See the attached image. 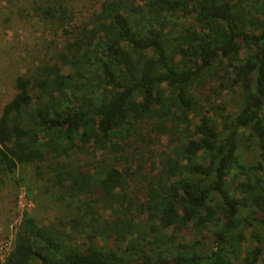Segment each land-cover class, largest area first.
Masks as SVG:
<instances>
[{"label": "trees", "instance_id": "trees-1", "mask_svg": "<svg viewBox=\"0 0 264 264\" xmlns=\"http://www.w3.org/2000/svg\"><path fill=\"white\" fill-rule=\"evenodd\" d=\"M53 1L58 18L38 11L63 26ZM94 18L1 110L0 177L47 163L77 212L24 214L1 264H258L264 0H105Z\"/></svg>", "mask_w": 264, "mask_h": 264}, {"label": "rangeland", "instance_id": "rangeland-1", "mask_svg": "<svg viewBox=\"0 0 264 264\" xmlns=\"http://www.w3.org/2000/svg\"><path fill=\"white\" fill-rule=\"evenodd\" d=\"M104 1L59 0V6L66 9L62 26L57 20H45L38 11L54 6L58 18L61 12L53 0H0V113L15 94L16 78H38L39 68L56 63V53L69 38L71 40L63 29L76 32L83 24L91 23ZM63 73L68 70L64 69ZM207 94L203 92L204 96ZM210 101L222 103L227 112L235 109L239 102L237 95L225 93L210 95ZM207 109L205 105V116L215 117ZM196 120L191 121L196 124ZM254 154L243 148L241 156L244 162L252 163ZM48 166L43 163L39 169L32 165L21 167L14 175L0 177V262L12 250L15 230L24 214L34 218L40 226L56 224L58 219L69 222L77 215L72 204L58 199L54 173ZM263 259L262 254L258 264H263Z\"/></svg>", "mask_w": 264, "mask_h": 264}, {"label": "built area", "instance_id": "built-area-1", "mask_svg": "<svg viewBox=\"0 0 264 264\" xmlns=\"http://www.w3.org/2000/svg\"><path fill=\"white\" fill-rule=\"evenodd\" d=\"M21 213L23 214V208H22V211H21ZM5 258H6V257H5ZM5 258H4V259H5ZM4 259H3V260H4ZM3 260H1L0 264L3 262Z\"/></svg>", "mask_w": 264, "mask_h": 264}]
</instances>
